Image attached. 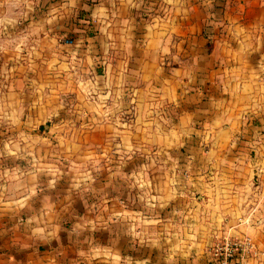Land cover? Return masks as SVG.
I'll return each instance as SVG.
<instances>
[{"label":"crops","instance_id":"obj_1","mask_svg":"<svg viewBox=\"0 0 264 264\" xmlns=\"http://www.w3.org/2000/svg\"><path fill=\"white\" fill-rule=\"evenodd\" d=\"M39 14L0 61V264H208L242 236L264 264V0Z\"/></svg>","mask_w":264,"mask_h":264},{"label":"rangeland","instance_id":"obj_2","mask_svg":"<svg viewBox=\"0 0 264 264\" xmlns=\"http://www.w3.org/2000/svg\"><path fill=\"white\" fill-rule=\"evenodd\" d=\"M41 2L42 0H0V19L5 21L3 25H0V61L2 64L7 65L12 63L13 60L10 57H12L13 51L17 53L22 52L20 46H24L25 29L29 28V25L28 27L26 26V22L30 20L31 17H35L37 12L39 14ZM39 16L44 17L46 15L43 13L42 15L39 14ZM10 20L16 21V27H9ZM62 42L72 45L74 39L72 37H67L63 39ZM19 59L20 57H17L18 62H15L18 65ZM20 60L22 63L23 60ZM76 124L78 123L75 122L74 125H69L68 123L65 125L64 127L68 129L66 133L72 135L74 128H79ZM61 129L59 130L61 131ZM72 155L74 154L70 153V155H68L70 156L68 158L70 161H72V158H76Z\"/></svg>","mask_w":264,"mask_h":264},{"label":"built area","instance_id":"obj_3","mask_svg":"<svg viewBox=\"0 0 264 264\" xmlns=\"http://www.w3.org/2000/svg\"><path fill=\"white\" fill-rule=\"evenodd\" d=\"M261 254L250 236L225 237L213 245L208 264H247Z\"/></svg>","mask_w":264,"mask_h":264}]
</instances>
